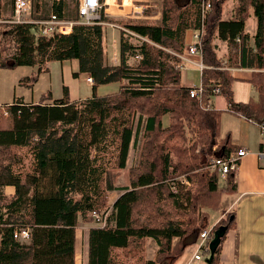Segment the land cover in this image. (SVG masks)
<instances>
[{"label":"trees","instance_id":"obj_1","mask_svg":"<svg viewBox=\"0 0 264 264\" xmlns=\"http://www.w3.org/2000/svg\"><path fill=\"white\" fill-rule=\"evenodd\" d=\"M204 1L163 0L160 20L126 21L138 42L121 32L117 64L107 62L101 23L75 24L70 34L53 36H40L34 23H14L7 30L0 23V68L36 66L37 75L27 78L36 81L49 62L77 60L74 76L87 74L93 80L92 95L81 100L72 99L63 85L60 98L51 90L37 102L16 98L7 105L8 117L0 114V264H76L80 220L90 221L91 213L109 208V176L126 168L130 149L138 143V163L129 169L130 185L117 187L121 193L113 201L110 226L90 228L88 263L174 264L210 227L208 212L221 206L219 193L234 191L235 181L230 173L220 187V174L209 173L204 165L237 147L226 136L213 151L221 139L222 110L209 103L219 88L229 111L264 123V0H237L229 19L222 15L223 0H207L210 9ZM2 6L0 2V20H5ZM52 10L66 18L65 0H53ZM252 16L257 24L254 46L248 45L246 31ZM193 29L202 31L207 65L220 63L213 42L219 38L232 53L229 62L235 58L236 65L255 68L250 81L257 101H235L234 76L220 68L204 70L200 97L182 85L176 53H184ZM138 54L142 59L131 64ZM110 83H118L119 89L98 93ZM166 116H171L169 126ZM186 124L195 143L205 144L202 152H195V143L188 146ZM182 173L192 186L179 184L173 191L170 181ZM7 186L14 193L7 194ZM220 225L228 230L207 264H219L228 232L237 227L234 211L225 212L212 233ZM24 228L31 232L29 242L14 237ZM147 238L160 245L157 260L145 257ZM171 255L172 260L163 262Z\"/></svg>","mask_w":264,"mask_h":264},{"label":"rangeland","instance_id":"obj_2","mask_svg":"<svg viewBox=\"0 0 264 264\" xmlns=\"http://www.w3.org/2000/svg\"><path fill=\"white\" fill-rule=\"evenodd\" d=\"M14 1L15 0H0L1 4L3 5L2 6V15L5 18V20H0V23H2L1 29H3V30L10 29L9 25H12L14 23L17 24V22L14 21V19H16V16L13 17V15H14ZM38 1L41 2V5H42L41 9H40V7H38V4H37ZM101 2H102V7H101L100 12H99L101 17H100V20H98L96 23H101L104 26V42H105L104 44L106 47L105 50L108 54L106 57L107 62L109 64H117L119 61L118 48H119V40H120L121 32L125 31V33L128 34V35H126V37L131 42H133V43L138 42V38L134 37L133 36L134 34H132L134 32H131V30L128 27H125L124 23L126 21H134V20H142V21H145V20L146 21H150V20L158 21V20H160L162 17V12H163L162 11L163 0H131V2H130V0H125V2H124V0H116V1H114V9H111L112 6H111V2H109V0H101ZM123 2L125 3V6L123 5ZM204 2H205V8H206L207 7L206 5L208 4V2H207V0H205ZM223 2H224L223 3L224 5H223L222 15H223V17H230L231 18L233 15V12L235 10V7L237 5V0H223ZM32 3H33L32 10L30 12L26 11L24 13L23 18L21 16V20H24L22 23H34V24H36L38 26V34L41 36L42 34L40 33V31L43 29V26L40 29L39 21H41V20L43 21L44 19L49 18L52 14H56L52 10L53 0H32ZM65 3H66V16H65L66 18H61V19L71 20V21H81V17L79 15L80 0H65ZM208 9H210V8H208ZM103 17H105V18H103ZM253 20H254V16H252L248 20L249 21V24H248V30L249 31H252L251 27L255 26L253 23ZM131 23H133V22H131ZM76 24H84V23H76ZM92 24H95V23H92ZM256 29H257V24H256ZM193 30H198V29H193ZM72 31H73V28H72ZM190 31H192V30H190ZM190 31H188V33ZM188 33H187V36H188ZM50 34H52V33H48L44 36H53L55 34H60V33H55L53 35H50ZM254 35H255V33H254ZM130 36H132V37H130ZM187 36H186V45L184 46V53H181L182 55L186 54L185 49H189V47L191 45L198 42L197 38H194L192 40V44H187ZM219 41H221V40H219ZM4 42L6 43V41H4ZM249 45L254 46V41L251 42ZM10 46H12V45H10ZM201 47H202V44H201ZM170 51H172V50H170ZM216 51H217L216 52L217 56L220 58V59H218L220 61V63H219V65H216L217 67L214 65H207L208 63H205V60L203 57V52H202V55L200 52H197L196 54H192L191 57L189 58L192 61H187L182 66V55L179 53H176L178 58L180 57L179 58L180 62H179L178 67L181 69L182 82L184 84H189V85L192 84L191 85L192 88L195 86H198V87L202 86L203 91H204V85L201 81L204 70L208 71V70L220 68V69H223L225 71L230 72L231 69L235 71V70H237V68L238 69L249 68L253 71L255 69V68L250 67V66H240V65L235 66L238 62L237 60H235V58H233L234 61L230 62V65H228L226 60L221 61L222 57L219 56L217 49H216ZM230 55H232V53ZM138 56H141V55L138 54L136 57L131 58L130 63L135 64L138 61H140V59H142V58H138ZM201 66H203V68H201ZM48 67H49L48 71L43 70L38 75V80H36V81H34L33 79L32 80L27 79L28 77H33V76L37 75L38 68L36 66H15V67H11V68H6V67L0 68V105H1L0 114L4 115L5 117H8L7 115L9 114V110H8L7 105L14 102L16 98H22L26 102H37L38 100H40L42 94L47 92L48 90L52 91L54 98H60L63 96V85L68 86V88L71 90L70 96L72 97V99H80L81 100L83 98H86V97H89L92 95V88H91V85L93 84L92 78L87 76V74H80L79 76H74V72L78 71V61L77 60L54 61L50 65H48ZM234 81H235V78H234ZM200 83H202V84H200ZM118 89H119L118 83H110V84L101 85L98 89V93L99 94H106V93L117 91ZM219 90H220L219 88H215L214 94H220V92L216 93V91H219ZM223 100H225V99L223 98ZM210 104L211 103H209V107L214 109L213 105L211 106ZM218 110H221V109H218ZM6 112H8V113H6ZM229 112L234 114L231 111H229ZM222 114H223V116H221V120H223V121L220 124V132H221L220 137H221V139L220 138L217 139V142L213 146V151H217L219 149V147L222 143V138H224L226 136H230L231 131L234 135H240L241 133L248 134L251 139H253L254 141H257V135H258L257 128H254L253 126L250 128L242 127L240 125V122L236 121L234 118L228 117V115H231V114L226 113V112L223 113V110H222ZM234 115H236V114H234ZM170 123H171V116L170 117L166 116L164 118L165 126H169ZM257 124L259 125V129L261 132V138H262V134H263L262 123H257ZM6 126H8V124H6ZM135 127H136V125H135ZM185 128H186V134H187L186 136H187L188 146L190 147L191 144L193 145L196 142V137L190 131V128L188 127L187 124L185 125ZM139 142H140V140H139ZM202 146H205V144L203 145L202 143H197L195 152L196 153L202 152ZM186 147H187V145H186ZM239 147H244V145H241ZM239 147L237 148V150L239 149ZM234 152L236 153V151H234ZM234 152L232 154H234ZM188 153L190 154L191 151H188ZM138 157H139V143H138V145H136V146L133 145L131 147L130 153L128 156V160H127L126 168H124L122 170L119 169L117 171H113V172H111V174L109 176V183H111L113 186V189L111 190V192H109L110 204H109V208L107 210L101 211V213L103 215L107 216V223L105 224L107 226H110V219H111V214L113 212V204H114L113 201L121 193V191L119 189H117V187L130 185L129 169L131 168V166L136 165L138 163ZM212 159L209 161V163L206 162V164L204 165V169L208 170L209 173L216 171L218 174H220V187H225V185H226L225 180L227 177L225 179L221 178V173H219V169L218 168H216V169L211 168L210 163H211ZM195 172L199 173V167H197ZM231 174H233V177H234L235 173L231 172ZM174 179L175 180L170 181V188L173 191H175V189L179 188V184L186 185V186H192V183L188 179L186 173L179 174ZM14 189L12 190L9 187H7L5 189V192L7 194H12V193H14ZM11 191H13V192H11ZM226 194H228V193H224V194L219 193V195H218V197H221L220 195H223L222 199H221L222 200L221 206L219 207L220 209L218 208L217 210H210L208 212L209 216H208L207 222H208L210 227L206 228V229H211L213 231V226L224 215V212H223L224 210L222 209V205L225 204L224 198H225V201L227 202V200H226L227 195ZM169 213H172V212H169ZM89 216L91 219L90 221H85L83 219L80 220L79 225H78L80 230H83V227L88 226L89 224H92L93 226H102V227L105 226V225L101 224L100 222L96 221V219L92 216V213ZM171 216H174V215H171ZM79 234H80V232H79ZM200 234L198 235L194 245L189 246L185 250V252L175 261L174 264L180 263L179 261H180L181 257L186 252H190L187 259H185L184 262L182 263V264H186V263L188 264L190 255L195 252ZM212 234L214 236V233H212ZM79 239H80V236H79ZM212 239H213V237H212ZM212 239L210 240V242L212 241ZM30 240H31V238H28L25 241H21V242H29ZM177 241L178 240L175 239L174 243ZM174 243L172 245L171 252L173 251ZM209 247H210V243H209ZM159 249H160V245L157 243V241L155 239L147 238L145 240L144 254H145L146 259L157 260L158 256H159V251H160ZM190 250H192V251H190ZM175 251L176 250L174 249V252ZM210 253H211V249H210ZM210 253L206 255V262H204L202 264H207L208 257L210 256ZM88 257H89V255H88ZM172 259H173V255H171L168 258L165 257L163 262H169Z\"/></svg>","mask_w":264,"mask_h":264},{"label":"crops","instance_id":"obj_3","mask_svg":"<svg viewBox=\"0 0 264 264\" xmlns=\"http://www.w3.org/2000/svg\"><path fill=\"white\" fill-rule=\"evenodd\" d=\"M124 2L123 5L125 6ZM223 18L229 19L230 17ZM254 20L255 26L251 27L252 31L248 30L249 21L246 24V31L249 34L248 45L254 41V33L256 31L255 17ZM219 40V38H215L213 42L216 44L219 56L222 57L221 61L226 60L227 64L230 65L229 57L231 53L228 45L226 42ZM107 55L106 52V57ZM51 63L49 62L48 65ZM230 72L235 78L232 85L235 101L245 103L257 101L258 91L250 82L253 70L237 68L235 71L231 69ZM182 85L191 86L192 84L189 85L182 82ZM210 103L215 109H221L223 113L231 114L228 117L240 122L242 127L250 128L253 126L258 130L257 141L251 139L248 134L234 135L231 131V142L237 148L241 145L248 147L249 152L241 159L239 167L234 174V191L226 194L227 202L224 198L225 204L222 205L224 213L234 211L237 227L228 232L227 238L222 245L219 264H264V158L260 156L262 138L259 125L244 116L230 113L226 101L223 100L220 94H215L211 98ZM7 187L14 189L13 186ZM92 226V224H89L83 227V230H80L79 227L76 229V264H88L89 262V232ZM189 254L190 252H186L178 264H182Z\"/></svg>","mask_w":264,"mask_h":264},{"label":"built area","instance_id":"obj_4","mask_svg":"<svg viewBox=\"0 0 264 264\" xmlns=\"http://www.w3.org/2000/svg\"><path fill=\"white\" fill-rule=\"evenodd\" d=\"M206 6V9L210 8V3H208ZM101 7V0H80L79 15L81 17V21L65 20L59 18L56 14H52L49 18L44 19L43 21H39L40 29L43 26V29L40 31V33L42 35H46L48 33H52L50 35H53L55 33L68 35L72 32L73 25L76 23L92 24L100 20L101 16L99 12ZM32 8V0H15L13 17L16 16V19H14V21L17 23H22L24 20H21V16L23 18L24 13L26 11L30 12ZM201 37L202 31L199 29L192 30L188 33L187 44H192V40L194 38H197L198 42L191 45L189 49H185L186 54H181L182 66L185 64V62L192 61L191 59H189L192 54L200 52L202 55ZM138 58H141V56H138ZM201 68H203V66H201ZM218 92H220V90L216 91V93ZM202 93V86H195L191 90L192 96L200 97ZM262 131V149L260 151V156L264 158V123H262ZM248 152L249 149L246 146L239 147L236 153L231 154L228 157L220 156L213 158L210 166L213 169L218 168L219 173H221V178L225 179L229 173L237 170L241 158L248 154ZM92 216L96 219V221L100 222L103 225L107 223V216L103 215L101 212H93ZM14 237L20 241H25L26 239L31 238V232L29 228L16 230L14 233ZM212 237L213 235L211 229H206L201 232L195 252L190 255L188 264H202L206 262V255L210 253L209 243Z\"/></svg>","mask_w":264,"mask_h":264},{"label":"water","instance_id":"obj_5","mask_svg":"<svg viewBox=\"0 0 264 264\" xmlns=\"http://www.w3.org/2000/svg\"><path fill=\"white\" fill-rule=\"evenodd\" d=\"M227 230H228V227L226 225H220L215 230L214 237H213L212 241L210 242L211 253H210V256L208 257V262H210L212 260V258L214 257V254H215L218 246L220 245L222 238L226 234Z\"/></svg>","mask_w":264,"mask_h":264},{"label":"bare ground","instance_id":"obj_6","mask_svg":"<svg viewBox=\"0 0 264 264\" xmlns=\"http://www.w3.org/2000/svg\"><path fill=\"white\" fill-rule=\"evenodd\" d=\"M114 1L115 0H109V2H111V9H114ZM105 5V4H104ZM127 6V5H126ZM129 6V5H128ZM127 10V9H126ZM129 10V9H128ZM33 19V18H32ZM205 64V63H204ZM226 64V63H225ZM225 67V66H224ZM183 68V67H182ZM261 133V132H260ZM237 151V150H236ZM235 153V152H234ZM233 173H236L235 171ZM212 231V230H211ZM213 235V234H212ZM214 237V236H213ZM187 264V263H186Z\"/></svg>","mask_w":264,"mask_h":264}]
</instances>
